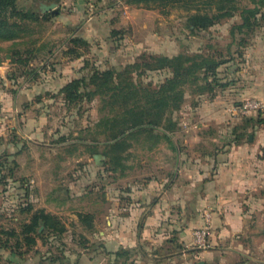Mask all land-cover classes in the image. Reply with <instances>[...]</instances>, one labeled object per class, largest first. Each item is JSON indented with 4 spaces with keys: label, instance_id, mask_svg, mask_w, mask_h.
I'll list each match as a JSON object with an SVG mask.
<instances>
[{
    "label": "rangeland",
    "instance_id": "rangeland-1",
    "mask_svg": "<svg viewBox=\"0 0 264 264\" xmlns=\"http://www.w3.org/2000/svg\"><path fill=\"white\" fill-rule=\"evenodd\" d=\"M51 1L58 4L57 15L44 12L45 20L23 22L21 38L0 40V157L9 154L7 165L13 168L11 174L8 168L2 170L5 178L0 182V231L20 230L29 217V213L22 210L28 205L56 215L66 226V231L60 241L50 235L43 244L38 238L37 244L29 250L25 245L13 247L12 238L9 247L0 246V264L50 263L51 255H63L56 263L115 264L114 254L100 248L99 229L109 226L115 211L119 220L117 226L124 227V218L134 214L133 231L137 232L140 225H144L147 218L144 215L148 214V191L139 192L147 197L140 200L142 202L136 201V197L130 198V192L133 187L146 188L148 177L160 176L163 168L156 166L167 150L169 163L163 169V174L168 173L167 180L176 171L177 155L179 159L184 158V162L201 165H205L206 159L213 158L207 157L208 154L233 156V164L238 165L241 175L253 186L246 189L248 206H242V209L250 213L246 221L248 231L255 235L245 234L238 238L239 251L217 253L215 262L264 264V123L249 124L248 136L241 144L229 142L236 132L242 131L247 118L264 117V6H260L256 15L257 24L249 30L244 28L242 33L235 31L234 36L231 30L242 22L241 9L253 7L249 0H234V15L222 18L207 29L193 31L189 16L211 13L215 9L214 3L209 7L204 0H179L169 4L97 0L91 12L86 0H17V6L44 14L40 4ZM72 36H81L88 41L82 57L69 58L63 53ZM15 50H19L23 58L30 57L26 70L31 74L22 75L23 66L10 60ZM27 50L31 52L28 54ZM142 54L169 57L183 54L187 58L213 57L224 62L216 67L214 74L208 75L213 86L202 94L194 85H182L180 106L172 113L175 129L170 131L160 124L153 130L167 135V139L154 145L146 133L131 136L130 147L122 154L123 168L112 171L102 164L103 160L107 161L105 156L90 155L84 144L70 145L79 143L78 137L85 138L86 143L91 141L87 128L96 129L95 124L100 118L111 115L101 102L104 97L96 96L92 101L68 106L57 91L66 81L93 67L101 70L122 68L138 61ZM170 75L166 69H148L141 76L134 75V80L154 88ZM246 102H259L261 108H247L243 113L242 106ZM63 136L66 140L57 143ZM97 140L104 142L101 136ZM98 147L104 149L102 145ZM188 177L182 175L177 180L181 183ZM182 192L183 199L188 202L183 204L185 223L191 216L190 210L196 208L192 204L191 188L185 185ZM254 197L256 201L251 204L248 199ZM161 201H158L159 207H167V200L166 203ZM170 205L162 216L164 220L159 228H165L158 233V240L148 241L151 236H146L142 237L140 245L129 242L120 250L128 249L130 256L127 259L121 257L118 264L184 262L178 255L165 257L168 247L178 251L167 241L173 236L171 224L181 213L173 203ZM251 207L254 209L250 210ZM171 209H175L172 215L169 214ZM207 209L200 207V215L203 216ZM79 212L93 214L91 229L80 223ZM177 221L182 225L180 218ZM202 221L203 225L204 219ZM38 231L48 235L42 226ZM0 237L7 240L2 232ZM131 237L133 235L128 236ZM208 243L206 249H200L194 243L184 249L186 254L196 250L209 251V239ZM154 252L159 253V263L152 258ZM196 259L191 258L187 264ZM209 261L213 263L212 259Z\"/></svg>",
    "mask_w": 264,
    "mask_h": 264
},
{
    "label": "trees",
    "instance_id": "trees-1",
    "mask_svg": "<svg viewBox=\"0 0 264 264\" xmlns=\"http://www.w3.org/2000/svg\"><path fill=\"white\" fill-rule=\"evenodd\" d=\"M127 4H139L142 2H162V4H169L179 0H125ZM205 4L211 7L215 4V9L211 13H194L189 16L188 21L191 25V30H204L213 24L219 22L222 18L234 15L236 6L234 0H204ZM253 7H244L240 11L242 22L232 27L231 34L234 36L235 31L239 33L253 28L257 24L256 15L260 10V6H264V0H249ZM46 13V12H45ZM38 14L31 10H22L17 6V0H0V40H14L22 37L24 28L23 22L38 20H45L46 15ZM50 14V12H48ZM88 46V41L81 36H72L68 39V47L63 51L64 55L69 58H79L84 54V50ZM28 54L31 50L26 51ZM10 60L15 64L23 66L21 71L23 74H31L26 68L29 66L30 57H21L18 50L12 52ZM142 60V61H141ZM151 60V61H149ZM2 59L0 58V62ZM139 61L141 63H139ZM224 60H216L213 57L202 58H187L183 54H178L172 57L165 55H145L142 54L140 59L135 62L127 63L122 68H106L98 69L91 68L85 74L72 78L65 83L57 91V95L68 106H77L84 101H92L96 96H103L101 100L104 107H108V113L96 122V129L87 128L89 131L90 140L88 143L84 142L85 138L78 137L79 143L74 142L70 145L77 146L78 144L87 145L86 150L90 155H101L107 158V161H102V164L115 171L119 167L123 168L122 160L129 147L128 140L131 136L136 134L146 133L152 139L155 145L161 139H167V135L154 133L153 130L156 125L163 124L167 130H174L176 122L172 120V113L178 109L182 100V85L188 84L194 88L199 94H202L206 88H212V82L208 81L207 77L214 74L216 67L223 63ZM84 68V67H83ZM169 70L171 75L166 77L163 82L152 88L142 86L134 80V75L141 76L146 70ZM134 72L136 74H134ZM33 76H36L34 74ZM30 80L31 77H29ZM33 78V77H32ZM208 88V89H209ZM195 90V89H194ZM165 119V121H164ZM258 123H264L263 118H247L246 125L242 131L234 134V137L229 141L234 144H241L243 138L248 136L246 129L248 125L254 126ZM126 131H128L126 133ZM101 136V141L97 137ZM132 138V137H131ZM66 140V136L60 137L57 143ZM98 143V144H97ZM102 145L104 149H99ZM128 148V149H127ZM149 149H152L149 148ZM9 154L5 153L0 157V182L1 178H5L2 170L8 168L9 174L12 173L13 168L9 167ZM14 165H16L13 160ZM29 213V217L24 221L20 230L10 229L0 231L7 236L4 241L0 237V246L9 247L10 240L14 239L13 247L19 248L23 245L26 250L34 247L37 244L38 238L46 244L47 238L52 235L54 238L61 240V236L66 231L64 223L54 214L45 211L42 208L34 209L28 205L22 209ZM93 214L78 213V219L87 229L93 227ZM47 230L48 235H44L38 231L40 227ZM176 238L172 236L167 242L176 246ZM4 241V242H3ZM12 246V245H11ZM11 248V247H10ZM22 252V251H21ZM19 254L22 255V253ZM62 252V250H61ZM169 253L175 250L168 251ZM131 251L122 249L114 253L115 264L121 257L126 259L130 256ZM154 254H159L154 252ZM50 263L41 264H65L56 263L62 260L63 255H51ZM67 264V263H66Z\"/></svg>",
    "mask_w": 264,
    "mask_h": 264
},
{
    "label": "crops",
    "instance_id": "crops-1",
    "mask_svg": "<svg viewBox=\"0 0 264 264\" xmlns=\"http://www.w3.org/2000/svg\"><path fill=\"white\" fill-rule=\"evenodd\" d=\"M63 85H61L59 88H61ZM169 156L170 155L167 150L166 153L163 154V158L160 160V164L157 165L156 168L164 169V167L168 166ZM207 157L213 158H211V160L206 159L205 165H201L200 163L196 162H184V158L179 159L177 155V167H175L176 171H173V174H171L172 178L168 179V183H165L168 181V173H166V175L163 174L162 169L160 176L155 174L148 177V184H146V188L133 187L131 189L132 192H130V198L136 197V201L139 202H142L140 200L143 198L144 200L147 198L143 195V193L140 194L139 192L148 191V214L146 212L144 215V217H147L146 220L144 219V225H140V228L137 229V232L133 231L134 229L131 226V221L133 218H135L134 214V216L132 215L128 216V218H124V227L117 226L119 220L117 219L118 213L115 211L111 221L108 222L109 226L99 229V235L101 238L99 243L100 248L109 254L119 251L121 247H124L126 244L132 241H134L132 244L140 245L142 237L144 238L146 236H151L150 238L148 237V241H157L158 233L163 231L165 228H159L161 220H164V217L162 216L163 214H166V208H170V204L173 203V205L176 207L175 209H178L177 212L180 211L181 214L180 216H176L173 221L175 223L171 224V233L177 239L176 246L179 245L180 247H177L178 251L173 253L168 252L170 251V247H168L169 249L166 250L167 254L165 257H169L171 255L172 257H175L178 255L179 258L184 259L182 264L189 263L190 259L193 257L197 259L192 264L200 259L205 260L207 264H224L215 262L217 253L230 254L232 252L239 251V247L241 245H238L237 243L239 241L238 238L244 236L245 234H247L249 237L255 235V233L251 234L248 231V224L246 221L248 220L247 218L250 216V213L248 211L245 212L242 209V206L244 207L247 205V194H245L246 189L252 186V184L247 177L241 175L240 168L237 169L238 165L233 164L234 161L231 154L228 155L226 153H215L214 155L208 154ZM186 168L188 169L187 171ZM151 170L153 171L154 169L152 168ZM182 175L189 176V179H186L187 181L185 180L184 182L180 183V181L177 179ZM164 184L166 185L164 186ZM185 185L191 188V195L193 198L192 204L196 209L190 210L191 216H189V220L183 223V220H185V217L182 214L184 212L183 204L186 201L183 199L184 195L182 191ZM256 186L257 184L254 186V188ZM140 189H145V191H139ZM159 200H162L161 202L163 203H166L165 200H167V207L164 206L163 208H160L158 204ZM248 200L252 204L256 201V197ZM200 207H202L203 210L207 209L208 207V209L211 211V225L208 232V239L211 246L209 251L196 250L194 253L190 252L186 254V249H184V246L190 248L189 245L193 244V235L191 229H193L195 226L201 227L203 223V216L199 213ZM136 209L138 210V208ZM175 209H171L169 214L172 215V211ZM249 209L253 210L254 207ZM179 218L182 221V225H179L177 221ZM146 223L148 224V228ZM130 235H133V237L128 238ZM222 240H225V242L222 243ZM170 244L172 245V243ZM152 258L156 262L159 261V259H157V254H153ZM209 259H212L213 263H210Z\"/></svg>",
    "mask_w": 264,
    "mask_h": 264
},
{
    "label": "built area",
    "instance_id": "built-area-1",
    "mask_svg": "<svg viewBox=\"0 0 264 264\" xmlns=\"http://www.w3.org/2000/svg\"><path fill=\"white\" fill-rule=\"evenodd\" d=\"M97 0H86V4H87V9L91 12L94 10L95 8V4H96ZM261 103H257V102H246L243 104V113H244V109L247 110V108H253V109H257V108H261ZM203 219H204V224L193 230L192 235H193V243L196 247L200 248V249H206L209 247V243H208V232L210 229V223H211V211L210 210H205L203 212Z\"/></svg>",
    "mask_w": 264,
    "mask_h": 264
},
{
    "label": "water",
    "instance_id": "water-1",
    "mask_svg": "<svg viewBox=\"0 0 264 264\" xmlns=\"http://www.w3.org/2000/svg\"><path fill=\"white\" fill-rule=\"evenodd\" d=\"M40 11L42 13L50 12L51 15L55 16L58 14V4L55 1H51L49 3H41ZM250 138H251V135H250ZM194 264H207V263L205 262V260L200 259L196 261Z\"/></svg>",
    "mask_w": 264,
    "mask_h": 264
}]
</instances>
